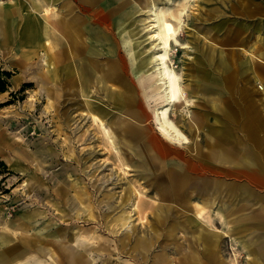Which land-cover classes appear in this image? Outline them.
Masks as SVG:
<instances>
[{
  "label": "rangeland",
  "instance_id": "rangeland-1",
  "mask_svg": "<svg viewBox=\"0 0 264 264\" xmlns=\"http://www.w3.org/2000/svg\"><path fill=\"white\" fill-rule=\"evenodd\" d=\"M108 1L95 0L106 9ZM149 1L108 5L116 50L96 57L102 26L80 9L86 0H70L89 29L88 45L76 48L81 87L66 73L58 84L52 48L25 32L37 1L0 0V67L12 72L0 94V239L9 240L0 264H264V180L247 178H264V0H153L171 19L184 10L168 57L184 92L169 114L187 140L166 137L167 160L154 159L145 139L133 146L124 133L131 107L119 94L131 87L149 115L137 127L165 138L155 120L162 98ZM37 71L42 86L28 78ZM251 108L261 123L249 134ZM217 146L245 148L261 166L216 162ZM178 167L185 172L169 173Z\"/></svg>",
  "mask_w": 264,
  "mask_h": 264
},
{
  "label": "bare ground",
  "instance_id": "bare-ground-1",
  "mask_svg": "<svg viewBox=\"0 0 264 264\" xmlns=\"http://www.w3.org/2000/svg\"><path fill=\"white\" fill-rule=\"evenodd\" d=\"M87 3H82L79 7L80 9H85L88 12H91L92 15H96L97 18L94 16V18L97 19L98 23L102 26L100 28V32H96L97 37L101 40H103V50L98 49L96 50V57L102 53L105 52L106 54L111 57L113 55L115 49V42L111 40L112 33V26L111 23H109L110 13L108 12V5H112V8L114 9L115 6L118 4L117 0H109L107 2V9L102 3H96L95 0H86ZM170 1V0H167ZM67 3H70V0L65 3L62 7H57L55 10H51L50 7L46 6L41 11L37 10V14H34L35 16L39 17L43 22L40 24L43 27V32L45 33V36H48L51 32V36L46 38L45 48H47V51L52 48L53 50V59L54 62V68H55V74L57 77V83H61V79L63 74L66 73L70 74L74 82H79V86L84 81L83 75L79 69L78 64V54L76 51V48L78 47L79 43H85L87 42L88 45V39L84 38V34L87 31V34L89 33V29L86 25V14L79 11H74L73 7L67 5ZM114 5V7H113ZM54 6V5H52ZM84 7V8H83ZM87 7V8H85ZM54 8V7H53ZM111 8V9H112ZM117 8V7H116ZM144 9H147L149 11V17L148 18V26H151L149 29H151L150 37L154 40H157L155 43V46L158 45L159 48L155 52L154 55L151 56V61H155L156 65V78L157 81V90L160 94L162 100H161V106L156 108V115L155 120L157 121L159 125V129L164 134L165 138H163L161 135H159L157 132L153 131L149 120L148 123H146L152 130L153 134L152 136L148 135V130H144L141 128H138L137 123H140L142 121H145L149 117L148 113H146L143 109H139V106L135 105L137 103L136 93L133 92L131 87L125 88L122 91H119L121 99L123 98L125 102L131 107L128 111L129 121L132 123L131 125L127 126L125 128L124 133H128V136L131 138V142L134 145L137 146L138 143H136V140H144L145 139V147L149 149V152L153 156L154 159L158 160H167L168 157L172 154L170 144L167 142L166 137L169 138L171 141H177L181 143H185L187 140V136L182 131V129L171 119L170 117V106L171 105H177L180 100L181 96L183 95V84L180 81V75L177 73V71L171 67L168 63V57H169V50L172 44V40L178 42L177 34L181 27V20L182 15L184 14V10H179L178 14H170L172 19L165 15V11L157 5V3L153 0L146 3L143 7ZM44 11V14H40ZM33 13L24 15L25 19V32L32 37L36 31L35 26L32 22L33 21ZM47 26H49L47 28ZM106 29V31H105ZM92 43H94L92 41ZM153 46V45H152ZM151 46V47H152ZM157 47V46H156ZM87 49V47H86ZM149 49V48H148ZM46 51V56L49 57L48 53ZM90 53H93V49L89 51ZM153 52V51H152ZM44 56V57H46ZM47 57L44 58L46 62L48 63V66L50 65V60H47ZM67 59H70L69 62L65 63ZM97 61V60H96ZM84 66V65H83ZM110 67V66H109ZM112 73L109 74L111 76V80L116 81L118 76V67L117 63L113 62L111 63ZM92 68V67H91ZM44 70V69H43ZM31 80H36L38 84L41 86L43 84V79L39 76V72L31 73L28 76ZM113 84H116L113 82ZM80 87V89H81ZM115 87V86H114ZM187 87V86H186ZM192 117V116H191ZM192 122L198 123L197 120L192 117ZM191 123L193 125L194 123ZM102 123V121H101ZM199 124V123H198ZM154 138H158V145H154L155 148L158 150L156 151L154 149H151V144L154 141ZM176 142V143H177ZM181 156V155H180ZM153 160V159H152ZM186 161V160H185ZM192 161L188 158L187 159V166H191ZM163 165V164H162ZM195 167V166H194ZM195 169V168H193ZM175 171L181 172L180 168H177L175 170L169 171V173H174ZM178 174V173H177ZM167 175H169L167 173ZM79 200V199H78ZM89 205H87L88 207ZM85 207V206H84ZM90 207V206H89ZM86 209V208H85ZM88 209V208H87ZM91 212V211H90Z\"/></svg>",
  "mask_w": 264,
  "mask_h": 264
},
{
  "label": "crops",
  "instance_id": "crops-1",
  "mask_svg": "<svg viewBox=\"0 0 264 264\" xmlns=\"http://www.w3.org/2000/svg\"><path fill=\"white\" fill-rule=\"evenodd\" d=\"M37 2H35L36 6L35 8L38 10V11H41L42 9H44L46 6L49 7L50 3L48 2V0H36ZM261 3V2H260ZM34 17V14L32 15ZM37 28L35 27V30H36V33H37V37L39 38L40 42L41 43H45L46 42V37L45 36V33L43 32V27L42 25L40 24V20H39V17H37ZM49 26H47L48 28ZM45 37V38H44ZM253 58H256L255 60L257 62H261L262 60L260 59V57L258 56H253ZM256 62V63H257ZM257 114L258 115V112L256 110L253 109L252 111V108L250 109L249 111V115L248 117L246 118L247 119V124L249 125V134L252 132H254L256 129H257V126L261 123V118L260 117H257ZM197 122L199 123L198 119L196 117H194ZM200 125V124H199ZM198 127V126H197ZM200 127V126H199ZM212 152L214 153V155L216 156V159L215 161L216 162H226V163H234V164H240V166L242 167L243 170H252V169H257L261 166V162H260V159H259V155L258 154H252V152L248 151L247 149H241V151H237L236 153H234L233 151L231 150H227L225 149L224 146H217L216 148H213L212 149ZM240 156V158L238 160H236L235 162H231L232 159L231 157L233 156ZM230 157V158H229ZM260 157H262V154L260 155ZM226 159V160H225ZM216 162L211 161V165L210 167H212V170L216 173V174H219L223 171V169L221 168H218L216 166ZM180 168V167H178ZM189 168V167H188ZM195 169H193L194 171H196V166L194 167ZM181 171L185 172L184 169L180 168ZM242 171V170H241ZM186 174H184L183 176H185ZM246 176H248V173L246 174ZM248 179H250L252 182H255V183H263V180L264 178H261L258 176V178H253V176L250 177H247ZM216 182V181H215ZM4 236V235H3ZM21 238V237H20ZM27 239V238H25ZM9 240L8 238H2L0 239V244L1 245H4L5 243H8ZM28 244V242H26ZM29 245V244H28ZM22 247V246H20ZM9 248V247H8ZM29 248H30V245H29ZM22 249V248H21ZM23 249L27 250L28 247H23ZM22 249V250H23Z\"/></svg>",
  "mask_w": 264,
  "mask_h": 264
},
{
  "label": "trees",
  "instance_id": "trees-1",
  "mask_svg": "<svg viewBox=\"0 0 264 264\" xmlns=\"http://www.w3.org/2000/svg\"><path fill=\"white\" fill-rule=\"evenodd\" d=\"M11 76H12L11 71L0 67V94L9 89ZM7 102L10 103L11 101L8 100ZM1 105L2 102H0V106Z\"/></svg>",
  "mask_w": 264,
  "mask_h": 264
}]
</instances>
